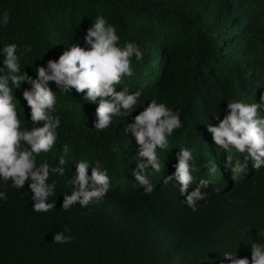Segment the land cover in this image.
<instances>
[{
	"label": "trees",
	"instance_id": "16d2710c",
	"mask_svg": "<svg viewBox=\"0 0 264 264\" xmlns=\"http://www.w3.org/2000/svg\"><path fill=\"white\" fill-rule=\"evenodd\" d=\"M4 12L10 14L7 25ZM99 16L115 27L118 46L132 42L143 53L142 60L131 58L133 74L116 85V91H140L137 106L121 110L98 130L99 98L90 102L84 93L64 92L49 82L56 95L51 114L60 125L53 149L36 155L35 162L64 169L47 180L56 183L47 199L55 208L33 211L30 180L17 189L0 179V192L7 196L0 199V264H229L226 252L251 262V244H264V167L253 168L249 157L245 171L234 175L231 167L243 163L247 153L216 146L207 127L218 125L229 102H261L264 0H0V69L3 49L16 44L21 73L35 79L37 67L58 60L73 45L90 48L83 37ZM9 86L21 129L42 127L31 122L23 99L31 86ZM153 100L178 112L182 127L168 138L166 149H157L164 167L160 173L147 170L154 191L145 194L132 175L142 162L140 148L125 128ZM259 114L264 117V107ZM180 149L193 156L189 192L200 180L209 181L196 211L173 176ZM81 161L89 163V176L97 162L106 170L109 191L87 207L77 203L64 210ZM213 164L215 173L209 171ZM165 176L173 179L165 184ZM66 226L72 241L54 243V234Z\"/></svg>",
	"mask_w": 264,
	"mask_h": 264
},
{
	"label": "clouds",
	"instance_id": "9594fccd",
	"mask_svg": "<svg viewBox=\"0 0 264 264\" xmlns=\"http://www.w3.org/2000/svg\"><path fill=\"white\" fill-rule=\"evenodd\" d=\"M10 14L4 12L2 23H9ZM84 42L90 45L85 49L78 44L61 54L58 60L47 61V66L36 68V78L33 79L26 72L21 73L20 57L17 55V45L10 44L3 49L4 68L0 69V179L12 181V187L23 188L26 181L32 192L34 201L33 211L49 212L55 208V203H48L49 196L54 195L56 183H47L50 173L64 174L63 167H50L47 163L36 165L35 156L41 152H50L56 144V129L60 125L58 116L51 114L56 104V95L49 87V82H55L56 87L64 92L84 93V99L90 102L97 101L95 109L96 121L94 127L98 130L107 128L113 116L121 114V110L131 112L138 103L140 91L129 94L125 87L116 91V85L122 82L124 76H131V58L143 59V53L132 42H126L123 47L118 46L120 37L114 26L108 24L106 18L99 16L92 27L87 29L83 37ZM30 51V49H27ZM23 55V53H21ZM27 83L30 89L23 90V99L30 108V120L34 125L42 122V127H33L31 130H22L18 118L12 87L20 88ZM260 103L246 105L241 102H229L228 112L219 120L218 125H208L207 130L212 134L215 145L227 151L234 148L247 155L244 162H237L231 167L234 175L243 173L247 168L248 158L253 161L252 167H264V117L259 110L264 107V94ZM219 119L218 116L213 117ZM182 127L179 113H174L163 103L150 101L146 108L134 118V123L128 124L125 132H131L139 145L138 157L142 162L137 163L132 175L143 187L145 194L154 191V185L148 178V169L160 173L162 165L157 149H166L169 137L176 129ZM22 143L30 146L22 148ZM65 155L68 146H63ZM192 152L180 149L173 174L179 184V193L185 197L187 206L196 211L197 202L205 199L209 181L200 180L196 188L189 192L193 182ZM65 163L63 157L59 164ZM231 161L229 160V164ZM89 163H76V172L70 183L74 190L71 195H65L62 208L68 210L73 204L87 207L94 200L103 198L109 191L110 180L106 170H101L99 163L91 167L88 175ZM216 165L210 166L209 171L215 173ZM173 176H165L163 183L168 184ZM0 199L7 200L5 192H0ZM70 231L67 226L62 232L54 234L53 242L57 244L70 243L73 239L64 233ZM224 260L229 264H264V244H251V262L247 257L238 258L237 254L224 253ZM223 264V262H222Z\"/></svg>",
	"mask_w": 264,
	"mask_h": 264
}]
</instances>
